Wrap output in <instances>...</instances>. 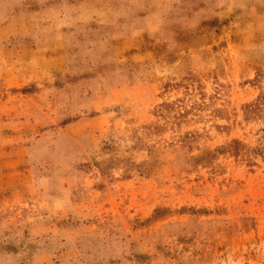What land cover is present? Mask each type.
<instances>
[{"label":"rangeland","instance_id":"1","mask_svg":"<svg viewBox=\"0 0 264 264\" xmlns=\"http://www.w3.org/2000/svg\"><path fill=\"white\" fill-rule=\"evenodd\" d=\"M0 264H264V0H0Z\"/></svg>","mask_w":264,"mask_h":264},{"label":"trees","instance_id":"2","mask_svg":"<svg viewBox=\"0 0 264 264\" xmlns=\"http://www.w3.org/2000/svg\"><path fill=\"white\" fill-rule=\"evenodd\" d=\"M240 150H241V143L238 142V141H235L234 142V148H233L232 152L234 153L235 156H239L240 155ZM257 152H259V151L256 150V153Z\"/></svg>","mask_w":264,"mask_h":264}]
</instances>
